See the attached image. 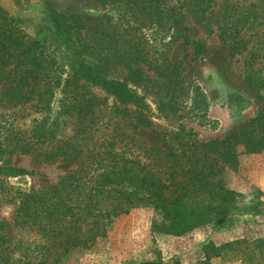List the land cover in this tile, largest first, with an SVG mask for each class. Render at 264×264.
Masks as SVG:
<instances>
[{"label": "trees", "instance_id": "obj_1", "mask_svg": "<svg viewBox=\"0 0 264 264\" xmlns=\"http://www.w3.org/2000/svg\"><path fill=\"white\" fill-rule=\"evenodd\" d=\"M117 1L137 24L124 27V21L112 23L102 15L95 30L88 32L79 15L58 12L48 4L52 36L65 45L76 69L67 78L54 73V62L42 42L20 28L25 21L0 6V155L20 152L45 161L63 158L77 165L56 186L19 193L15 221L22 229L37 233L41 242L34 246L38 249L35 255L23 248L27 259L13 260L12 254L3 251L0 264H55L72 249L90 247L106 235L112 217L136 207L153 206L158 215L154 228L175 235L204 224L227 227L228 211L237 193L227 187L223 173L235 167L240 154L264 150V111L227 135L210 140L199 139L193 129L182 125L172 148L146 145L118 123L109 129L110 123L99 121L97 107L102 100L90 90L96 85L137 105L139 122L145 127L152 124L143 98L127 83L134 81L141 71L138 65L149 58L144 26L164 23L162 37L174 40L182 36L189 42L179 25L180 14L166 0ZM200 1L197 9L206 11L207 1ZM234 16L224 12L220 28L235 51L245 41V36L238 37L250 15L233 20ZM262 42L246 57V80L258 97H264ZM160 66L164 67L165 86L175 91L181 81L173 74L180 64L165 57ZM117 67L128 69L126 79L109 74ZM58 93L62 94L59 110L50 120L47 115ZM33 113L45 117L23 126ZM59 123L71 126V133L59 134ZM109 130V135H103ZM0 173L17 176L28 172L0 165ZM10 224L0 223L4 227L0 239L8 247L15 238ZM83 228L86 234L81 233ZM19 242L23 247V238Z\"/></svg>", "mask_w": 264, "mask_h": 264}, {"label": "rangeland", "instance_id": "obj_2", "mask_svg": "<svg viewBox=\"0 0 264 264\" xmlns=\"http://www.w3.org/2000/svg\"><path fill=\"white\" fill-rule=\"evenodd\" d=\"M166 1L168 7L180 14L179 25L189 42H184L182 36L174 40L162 37L165 32L162 30L167 27L164 23L144 26L142 36L150 48L149 58L138 65L141 71L134 81L127 80L143 98L144 111L152 124L145 127L139 122L137 105L123 102L96 85L90 90L102 100L97 107L99 121L110 123L109 129L118 123L146 145L159 143L167 148L176 144L182 125L193 129L201 140L223 137L264 111V97H258L246 80L248 52L263 41L264 54V5L254 6L264 4V0H206V11L197 9L200 0ZM42 3L48 12L49 4L58 12L79 15L84 31L88 32L95 30L102 15L111 18L112 23L124 21V27L137 24L117 0H43ZM224 12L235 15L233 20L250 15L238 37L245 36V41L235 51L231 49L232 41L224 37L220 28ZM47 18L42 17L40 24L32 18H22L25 22L20 28L42 42L54 62V73L67 78L76 74V69L65 45L52 36V25ZM165 57L180 64L173 74L181 81L175 91L165 86L167 79L162 71L164 67L160 66ZM109 74L124 80L128 69L117 67ZM61 96L58 93L51 106L52 112L47 115L50 120L59 110ZM44 117L33 113L25 118V123L21 122L23 126H31ZM58 128L59 134L65 135L72 129L60 123ZM106 132L103 135H109L111 130ZM0 165L16 166L28 172L17 176L0 173V223H11L9 227L15 237L9 247L0 239V253L12 254L13 260L24 259L23 248H29L30 254L35 255L38 249L34 246L41 238L15 221L19 193L56 186L77 165L63 158L45 161L20 152L0 155ZM223 177L227 187L237 193L228 211L231 218L227 227L215 229L212 224H204L175 235L154 228L158 215L153 206L136 207L112 217L106 235L99 236L90 247L72 249L55 264H264V150L240 154L235 167L226 168ZM3 229L0 227V233ZM86 232V228L81 231ZM21 238L25 242L23 247Z\"/></svg>", "mask_w": 264, "mask_h": 264}, {"label": "water", "instance_id": "obj_3", "mask_svg": "<svg viewBox=\"0 0 264 264\" xmlns=\"http://www.w3.org/2000/svg\"><path fill=\"white\" fill-rule=\"evenodd\" d=\"M43 0H0V6L11 15L19 18H32L37 24L41 23L42 17H46L48 11L42 3Z\"/></svg>", "mask_w": 264, "mask_h": 264}]
</instances>
